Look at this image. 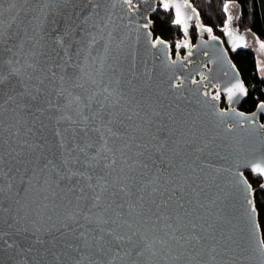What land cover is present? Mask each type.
<instances>
[{
	"label": "water",
	"instance_id": "1",
	"mask_svg": "<svg viewBox=\"0 0 264 264\" xmlns=\"http://www.w3.org/2000/svg\"><path fill=\"white\" fill-rule=\"evenodd\" d=\"M167 2L176 19L174 5L185 0ZM133 3L129 10L124 0H0V75L19 69L18 76L0 85V264H127L93 242L101 228L126 231L127 225L119 224L116 212L105 216L100 209L68 219L85 201H77L69 182L45 167L49 160L62 162L64 150L55 132L68 129L71 137L77 127L71 121L82 112L91 114L84 108L89 98L94 108L105 105L106 113L118 117L116 127L123 135L116 143L130 146L126 155L135 159L136 152L144 153L140 159L147 168H137V187L158 177V190L144 192L143 215L149 224L161 205L160 212L177 221L178 234L201 237V264H264L256 191L252 185L249 193L245 183H251L250 173L264 184V177L251 171L264 158V109L242 110L251 88L231 57L249 49L247 33L230 23L231 36L224 31L223 38H207L199 27L192 55L182 56L179 48L175 56L168 42L151 45L156 39L151 16L162 0ZM187 5L181 11L185 19L191 17L190 40L199 19L190 0ZM60 38L66 40L63 46L55 43ZM36 61L42 71L28 67ZM50 70L57 74L54 81L46 78ZM21 80L33 95L40 90L36 100L17 95ZM237 82L245 93L229 99L227 89ZM213 90L220 99H213ZM90 135L95 151H103L102 140ZM126 211L123 219L140 226L139 218ZM109 216L117 223L104 224Z\"/></svg>",
	"mask_w": 264,
	"mask_h": 264
},
{
	"label": "snow or ice",
	"instance_id": "2",
	"mask_svg": "<svg viewBox=\"0 0 264 264\" xmlns=\"http://www.w3.org/2000/svg\"><path fill=\"white\" fill-rule=\"evenodd\" d=\"M124 3L129 5V10L135 7L133 0H124ZM162 4L164 9L170 7L167 0H162ZM174 6L176 8V19L173 22L177 25H183L185 36H187V19H191V17L185 19L181 9L190 5H187V0H185L184 5L175 4ZM228 8L229 5L226 3L224 11L227 12ZM231 20L232 17L229 16L228 22L224 25V31L230 36L232 35V31L229 28ZM144 27L147 28L148 24H145ZM205 31L211 33L212 29L207 28ZM3 35L4 33L0 31V37H3ZM9 39H11V36H9ZM237 39L243 40V37H238ZM55 43L63 46L66 40L60 38ZM158 44H165V41L157 37L151 42L153 48L157 47ZM175 47L177 49L189 47V44L185 39L177 42ZM260 47L264 49V42L260 43ZM8 50L11 51V49ZM191 55L192 53L189 52L188 56ZM175 62V60L172 61V63ZM8 63L12 64L13 61ZM64 63L66 65L68 62L64 61ZM28 67L34 71L43 70L40 61L29 64ZM56 67H60V64L57 63ZM50 71L51 76L46 78L54 81L57 74L55 71ZM18 73L19 69L12 68L7 76L0 75V85L11 77L18 76ZM61 79H64V76H61ZM20 83L23 85V90L18 92L17 95L36 100L40 90L37 89L36 95H33L23 80ZM193 83H196V81L194 80ZM41 84H43V80H41ZM180 86L179 84L172 85V87ZM227 92L229 99H231L236 92L244 94L245 88L242 83L237 82L232 88L227 89ZM9 99H12V97H9ZM213 99H220V97L217 95ZM49 104H51V101H49ZM25 106H27V101ZM259 107L264 109V103H261ZM84 108L90 111L91 114L86 115L82 112L80 119L71 121L74 125H77L72 130L71 137L66 135L68 129L58 128L55 132V135L60 137V147L64 150L62 162L53 164L49 160L45 165V167L51 166L52 172L61 182H69L68 191L73 194L77 201H85L83 208L77 203L76 209L69 212L68 219H75L78 213L83 215L85 210L91 212L92 209H100L105 216H108L109 212H116L119 224L127 225V230L120 231L119 226L117 228H101V235L98 238H94L93 242L99 244L102 249L107 247L108 250L114 251V258L127 261V264H147L148 261L155 262V264L157 261L179 262L182 259L188 261L189 264L194 261H198L201 264V260L198 259L201 257V252L197 251V245L201 243L200 236L194 232L178 234L180 229L175 226L177 221H173L170 216L160 212L161 205H157L159 215L156 216L155 221L151 224L147 222V219L150 218L146 219L144 217V192L149 187H151V193H155L158 190L154 187L158 183V177L148 179L146 183L140 182L139 187H137L138 181L135 176L137 168L139 167L141 170L147 168V164L140 159L144 153L136 152V158L133 159L126 155V150L130 151V146L127 143H116V140L123 135L116 127L118 122L116 114L112 112L106 113L104 111L105 105L94 108L92 98L84 101ZM61 118L70 119L63 116V114ZM128 119H131V116ZM260 127L264 128V124L260 125ZM228 131H231L230 126ZM92 133H96L99 139L102 140L103 151H95V141L92 140L90 135ZM69 140L72 143H69ZM36 147H39V145H36ZM160 147H163V145H160ZM89 149L95 151V154H91ZM251 171L264 177V158H262V162L254 163ZM245 183L248 185L247 191L251 193L252 184L248 181H245ZM260 187L264 188V184H261ZM88 202L91 203L90 208L88 207ZM248 203L252 204L253 202L249 200ZM125 209H127L128 217L135 216L139 218L141 221L140 226H134L127 219H123ZM252 211L256 212L257 208L254 206ZM102 222L104 224L117 223L110 216L108 219L102 220ZM80 235L87 241L88 237L85 233L82 232ZM259 246L261 250H264V240L259 241Z\"/></svg>",
	"mask_w": 264,
	"mask_h": 264
},
{
	"label": "trees",
	"instance_id": "3",
	"mask_svg": "<svg viewBox=\"0 0 264 264\" xmlns=\"http://www.w3.org/2000/svg\"><path fill=\"white\" fill-rule=\"evenodd\" d=\"M190 3L199 19V24L193 23L190 33V40L193 44L198 38L199 27L212 29L211 33L207 32L208 34L205 35L207 37H224V25L228 22L230 13L229 10L224 11L226 3L228 5L235 3L239 7V15H236L234 21L235 27L241 32L250 31L254 33L264 42V0H190ZM174 20L175 10L173 6L170 5L168 9L159 6L151 16L150 28L156 38L170 43L175 55L177 54L176 43L188 39L183 33L182 26L176 25ZM187 48L180 47L179 52L182 56ZM231 57L245 83L251 88L242 110L253 112L261 103H264V77L259 71L257 53L249 42V49L231 54ZM247 176L256 191L255 200L264 238V191L260 190L262 179L254 178L250 173Z\"/></svg>",
	"mask_w": 264,
	"mask_h": 264
},
{
	"label": "rangeland",
	"instance_id": "4",
	"mask_svg": "<svg viewBox=\"0 0 264 264\" xmlns=\"http://www.w3.org/2000/svg\"><path fill=\"white\" fill-rule=\"evenodd\" d=\"M231 14L239 15V7L235 3H231L228 8ZM250 46L254 48L258 57L259 71L260 74L264 77V49H261L260 43L262 42L254 33L246 31Z\"/></svg>",
	"mask_w": 264,
	"mask_h": 264
},
{
	"label": "flooded vegetation",
	"instance_id": "5",
	"mask_svg": "<svg viewBox=\"0 0 264 264\" xmlns=\"http://www.w3.org/2000/svg\"><path fill=\"white\" fill-rule=\"evenodd\" d=\"M172 6V5H171ZM229 16H231L232 17V20H231V23H234V21H235V19H236V15L235 14H231V12L229 13ZM206 33H205V35H207L208 33H207V31H205ZM198 33L200 34V30H199V28H198ZM207 37V36H206ZM207 38H209V37H207ZM221 38H223V37H221ZM188 41V44H189V47L187 48V50H186V52H185V54H183V56H185L186 54H188L189 52H190V50H191V47L194 45L193 44V42H191V40H187ZM196 43V42H195ZM183 48V47H182ZM183 50V49H182ZM181 50V51H182ZM175 56H177L176 54H175ZM213 94L215 95H218V93H217V91L216 90H213ZM219 96V95H218ZM220 97V96H219ZM222 97V96H221ZM223 98V97H222ZM224 104V101L222 102V105ZM224 107H225V105H223Z\"/></svg>",
	"mask_w": 264,
	"mask_h": 264
}]
</instances>
